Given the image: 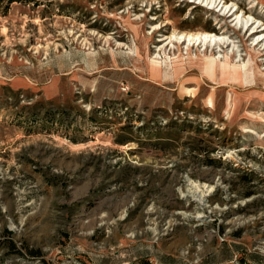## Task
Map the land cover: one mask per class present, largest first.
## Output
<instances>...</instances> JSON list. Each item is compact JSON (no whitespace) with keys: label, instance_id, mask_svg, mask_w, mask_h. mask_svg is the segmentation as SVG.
I'll return each mask as SVG.
<instances>
[{"label":"rangeland","instance_id":"1","mask_svg":"<svg viewBox=\"0 0 264 264\" xmlns=\"http://www.w3.org/2000/svg\"><path fill=\"white\" fill-rule=\"evenodd\" d=\"M213 2L0 0V264H264V0Z\"/></svg>","mask_w":264,"mask_h":264},{"label":"bare ground","instance_id":"2","mask_svg":"<svg viewBox=\"0 0 264 264\" xmlns=\"http://www.w3.org/2000/svg\"><path fill=\"white\" fill-rule=\"evenodd\" d=\"M211 3H214L213 0H211ZM250 22L251 21H247L246 23H249L250 24ZM252 25L253 24H251V26ZM255 32L256 31H253V33H255ZM172 38H175L176 42L179 45H183V44H186L187 43V45L190 46V47L191 46H194V45H200V44H203V46H206V45H219V44L224 45V44H229V39L228 38L222 37V36H218V35H215L213 33L212 34L211 33H196V34H189V33L188 34H184V33H182V34H178V35L174 34L173 36H171L170 38L165 39V40H169V39H172ZM260 40H262V38ZM219 53H220V51H219ZM223 60H224V58L223 59H221V58H211V61H209V62L213 63V65H221L223 62H225ZM155 63H159V62H155ZM159 65L160 64H158L157 68L159 67ZM234 67L236 68V71H238V70L239 71L244 70V67H242L240 65L234 66ZM180 70H182V66L181 65H180V69L179 70L177 69L178 74H180V72H181ZM258 72L261 73V71H258Z\"/></svg>","mask_w":264,"mask_h":264}]
</instances>
